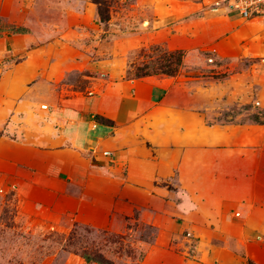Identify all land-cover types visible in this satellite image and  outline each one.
<instances>
[{
  "label": "rangeland",
  "instance_id": "374dc122",
  "mask_svg": "<svg viewBox=\"0 0 264 264\" xmlns=\"http://www.w3.org/2000/svg\"><path fill=\"white\" fill-rule=\"evenodd\" d=\"M177 1L99 0L105 22L81 25L80 8L89 0H0V130L6 122L14 130L0 132V264H85L82 254L108 264H264V198L243 215L238 197L253 189L216 167L190 166L183 146L154 145L148 120L112 148L109 136L92 138L95 150L78 155L82 182L59 183L52 188L57 195L18 192L22 176L10 158L20 147L44 149L43 107L54 108L63 96H88L104 81L134 86L174 77L178 89L168 85V98L177 109L206 112L207 124L264 125V109L254 100L255 87L264 89V24L228 18L204 0L216 17L211 32L200 15L172 19ZM62 34L76 38L59 44ZM50 43L73 49L90 67L64 72L55 84L42 78L47 62L39 53ZM29 51L38 60L26 65ZM233 86L236 96L226 102ZM136 111L124 113L129 124L140 120ZM23 114L28 130L20 127ZM249 212L262 215L251 223Z\"/></svg>",
  "mask_w": 264,
  "mask_h": 264
},
{
  "label": "crops",
  "instance_id": "0c3cea01",
  "mask_svg": "<svg viewBox=\"0 0 264 264\" xmlns=\"http://www.w3.org/2000/svg\"><path fill=\"white\" fill-rule=\"evenodd\" d=\"M156 5L154 4L152 7L154 14H158ZM173 7L174 12H171L170 15L172 19L183 15H200L201 17L197 21H203L204 25L213 27L211 32L214 30V26L210 23H215L216 17L208 15L204 0H178L176 4L171 5V9ZM176 11L177 13H175ZM180 11L183 13H178ZM79 13L78 18L81 25H93L96 21V8L92 4H82ZM225 16L233 19L238 18L229 12H226ZM156 18L158 21L155 23H159L160 17L156 15ZM161 21L163 22L164 19ZM234 31L235 29L231 32ZM75 38L76 36L62 34L57 42L64 44V39L74 40ZM171 44L167 41L168 49H174ZM185 44L189 46L188 43ZM64 51L53 48L52 43L40 51V58L47 62V67L41 75L42 78L55 84L64 72L85 70L90 67L87 58H75L77 53L73 49L69 48L67 53ZM71 55L73 58H70ZM84 57L86 56L84 55ZM37 60L36 52L29 51L25 64H31ZM257 77H262V74H258ZM174 80L177 79L155 76L134 86H132V82L128 83L122 80L111 83L104 81L103 84L100 83L96 86L98 89L95 93L90 92L87 94L88 96L82 98H78L76 95L63 96L62 100L60 99L62 103L50 110L46 105L44 107L46 110L45 120L38 127L40 134L46 140L44 149L20 147L16 156L10 158L17 173L22 176L20 186L17 187L18 192H26L28 189L30 192L34 188L39 193L57 195L52 188L58 187L59 183L82 182L83 179L77 176L81 171L78 162L80 156L78 155L79 151L95 150L96 146L92 138L96 140L101 136H109L110 140L106 145L112 148L115 147V143H122L126 131H131L139 121L148 120L151 123V129L148 130L147 135L154 145L160 146L169 143L173 146H183L185 161H188L190 166L195 164L196 168L198 165L202 168L206 166L205 169L210 167L212 170L216 167L219 171H226L224 178L233 177L240 188L243 184H248L253 189L251 196L248 198L239 196L238 200L243 215L247 207L253 211V207L264 198V125L251 123L207 124L204 121L206 112L179 110L175 105L177 104L176 100L168 98V85L171 89H178L177 82L174 84ZM191 80H195V78L193 77ZM185 88L189 90L188 85ZM201 90L208 91V88L202 86ZM236 90L235 86L229 90L226 102H231L235 98ZM254 95L257 106L264 109L262 86L255 87ZM134 110L141 114L140 120L129 124V120L123 115L128 111L134 112ZM205 110L206 108H204ZM85 115L90 118L89 122H86ZM94 115L98 121H101L100 123L94 122ZM21 119L20 127L28 130L24 114ZM93 125L94 128H92ZM12 127L11 122H6L0 132L8 134ZM89 130L98 136L91 137L88 133ZM13 132L12 129L11 136ZM211 176L213 177V175ZM215 198L213 195L209 196L211 201L216 200ZM220 198L225 197L220 196ZM197 209L198 206L195 207V210ZM195 210L189 213H194ZM260 215H262L260 212L252 213L250 215L253 218L251 223L255 218L259 219ZM187 216L188 214H186Z\"/></svg>",
  "mask_w": 264,
  "mask_h": 264
},
{
  "label": "built area",
  "instance_id": "2783aa9c",
  "mask_svg": "<svg viewBox=\"0 0 264 264\" xmlns=\"http://www.w3.org/2000/svg\"><path fill=\"white\" fill-rule=\"evenodd\" d=\"M210 7L213 10L224 9L240 20H254L264 24V0H211Z\"/></svg>",
  "mask_w": 264,
  "mask_h": 264
},
{
  "label": "trees",
  "instance_id": "16d2710c",
  "mask_svg": "<svg viewBox=\"0 0 264 264\" xmlns=\"http://www.w3.org/2000/svg\"><path fill=\"white\" fill-rule=\"evenodd\" d=\"M92 4H94V5H96V7H97V18H98V20H99V22H105V20H106V16L105 17H102V15H101V13L99 12V9H98V5H100V2H99V0H89ZM10 31H12V33L13 34H21L22 33V29L21 28H10ZM178 52V56L180 57V59L182 58V53L180 52V51H177ZM180 62V61H179ZM179 62H177V67L179 66ZM166 75H168V76H172L171 74H166ZM253 121L254 122H258V123H260L259 121H258V118H254L253 119ZM81 259L83 260V262L85 263V264H90V263H93V264H108V263H106L105 261H99V260H95V259H92V258H90L88 255H85V254H82L81 255ZM247 264H252V263H250L249 261H248V263Z\"/></svg>",
  "mask_w": 264,
  "mask_h": 264
}]
</instances>
